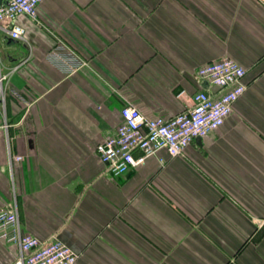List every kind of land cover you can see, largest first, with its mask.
<instances>
[{"label":"crops","instance_id":"0c3cea01","mask_svg":"<svg viewBox=\"0 0 264 264\" xmlns=\"http://www.w3.org/2000/svg\"><path fill=\"white\" fill-rule=\"evenodd\" d=\"M15 22L24 40L0 29V210L16 201L22 230L61 239L77 264H264V0H43ZM57 39L86 66L54 67ZM224 57L247 88L220 128L108 171L97 145L123 106L184 112L205 89L198 69ZM10 232L0 264L19 254Z\"/></svg>","mask_w":264,"mask_h":264},{"label":"built area","instance_id":"2783aa9c","mask_svg":"<svg viewBox=\"0 0 264 264\" xmlns=\"http://www.w3.org/2000/svg\"><path fill=\"white\" fill-rule=\"evenodd\" d=\"M43 0H8L0 4V29L13 39L24 40L26 27L15 22L19 14L37 18L38 5ZM8 26L4 27V23ZM46 59L66 75L86 66L87 61L62 39L46 54ZM247 69L237 60L224 57L210 61L197 71L200 81L206 79L218 89L215 93L201 89L193 95V105L172 117L146 116L137 106L126 104L121 109L122 120L115 134L97 145V152L108 171L120 175L143 164L147 158L165 151L176 157L199 137L220 128L234 108V103L247 88ZM6 76L0 69V91ZM18 95L17 92H15ZM19 96V95H18ZM22 159V156H16ZM0 224L10 227L7 237L19 247V254L10 264H77L78 253L59 238L41 240L22 230L16 201L0 210Z\"/></svg>","mask_w":264,"mask_h":264},{"label":"water","instance_id":"95a60500","mask_svg":"<svg viewBox=\"0 0 264 264\" xmlns=\"http://www.w3.org/2000/svg\"><path fill=\"white\" fill-rule=\"evenodd\" d=\"M0 4H2V5H4V4H8V0H0ZM201 85H202V87L205 88V89H209V87H210V83H209V81L206 80V79H202V81H201Z\"/></svg>","mask_w":264,"mask_h":264}]
</instances>
